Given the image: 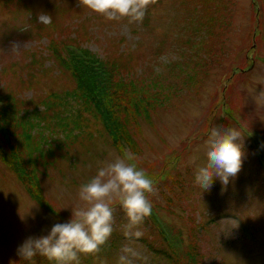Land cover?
<instances>
[{"label":"rangeland","instance_id":"rangeland-1","mask_svg":"<svg viewBox=\"0 0 264 264\" xmlns=\"http://www.w3.org/2000/svg\"><path fill=\"white\" fill-rule=\"evenodd\" d=\"M41 14L51 22L40 23ZM13 42L22 47L18 54L11 52ZM78 50L111 73L116 86L111 105L119 104V93L131 94V113L116 118L119 134L110 133L77 93L66 63ZM261 91L264 0H153L136 22L108 20L78 0H0V93L10 96V109L20 110L23 128L32 125L31 135L40 129L48 142L58 138L61 144L39 159L47 163L36 173L44 207L0 161V264H56L38 254L21 259L16 250L27 237L47 235L55 223L68 222L80 204L79 187L103 162L121 155L122 146L154 181L155 191L146 195L162 233L149 215L138 226L143 235L127 240L126 216L114 205L108 239L113 250L78 253L79 264H118L124 244L146 258L134 264H171L149 250L168 246L179 249V264H188L192 253L193 264H262ZM142 102L154 104L153 110L132 113ZM37 114L54 126V136L35 124ZM10 126L19 130L13 121ZM216 126L240 131L244 157L227 185L214 177L204 190L195 183V171L206 163L205 141ZM163 235L172 236V243Z\"/></svg>","mask_w":264,"mask_h":264},{"label":"clouds","instance_id":"clouds-1","mask_svg":"<svg viewBox=\"0 0 264 264\" xmlns=\"http://www.w3.org/2000/svg\"><path fill=\"white\" fill-rule=\"evenodd\" d=\"M79 4L108 20L124 17L130 22L142 21L153 0H78ZM51 16L41 14L40 23H50ZM22 49L18 42L11 44V52ZM264 97V91L259 93ZM206 146V163L197 166L195 183L208 190L213 178L227 185L242 167L244 152L242 135L235 127L216 126L209 129ZM121 155L103 162L97 173L78 189L80 204L72 210L71 219L55 223L47 235L27 237L17 248V255L31 260L37 254L56 264L78 261V253L99 251L113 232L114 205L124 212L127 223L122 226L124 237L133 241L143 235L138 226L152 213V203L146 194L155 191L154 181L143 168H138V157L127 147L120 148ZM195 163V160H193ZM118 264H134L146 259L131 246L124 244Z\"/></svg>","mask_w":264,"mask_h":264},{"label":"trees","instance_id":"trees-1","mask_svg":"<svg viewBox=\"0 0 264 264\" xmlns=\"http://www.w3.org/2000/svg\"><path fill=\"white\" fill-rule=\"evenodd\" d=\"M77 52H79V55L66 63V66L70 69V73L75 79L77 93L79 91L80 94H82V100L90 107L92 114L95 113V110L103 124L109 127L108 131L110 133L118 132L119 129L116 118L119 114L128 116L131 113V94L129 93L127 95L124 92L119 93L118 96H116L119 104L111 105V97L116 92L114 81L109 77L111 73L109 71L107 72L100 62L92 58H87L79 50ZM77 65L80 66L76 67ZM9 100L10 96L0 93V161H3L4 164L11 167L13 173L25 187L29 196L36 204L44 207L46 204L38 192L36 173L39 164L47 163L40 162L39 159L45 151H49L50 149L54 151L57 147H60L61 144H59L58 138H54L52 143L48 142L50 138L44 136L40 129L37 134L31 135L32 125L30 124L27 128H23L24 118L19 117L21 116L20 110L14 108L13 111L10 109ZM98 102L100 103V107H98ZM127 107H129V109ZM153 108L154 104L142 102L140 105L136 104V106L133 107L132 113L145 109L151 111ZM146 117H148L147 113ZM36 118L37 122L35 124L48 134L54 136V126L50 121H45L40 114H37ZM12 121L16 123V127H18L19 130L16 129L14 132L13 128L10 126ZM110 122L112 123L110 124ZM41 123L43 124L41 125ZM114 138H116L115 140L117 143L122 142L124 139L121 135L114 136ZM67 139V137H64L63 141L67 142ZM64 142L61 143L65 144ZM111 142L115 147L114 141ZM44 144H47V150L43 148ZM162 240L168 242L171 238L162 236ZM149 248L150 251L152 250L154 254L163 257L169 263L179 264L177 262V258L180 257L178 248L174 246L165 247L166 249ZM99 249L102 250V252H110L113 250V244L107 241L104 245L100 246ZM188 261V264L193 263V253L189 255ZM262 264H264V260Z\"/></svg>","mask_w":264,"mask_h":264}]
</instances>
